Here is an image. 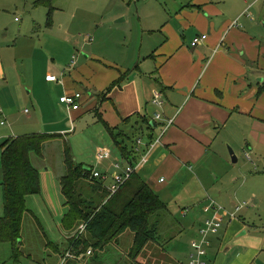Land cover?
Segmentation results:
<instances>
[{"label":"crops","instance_id":"0c3cea01","mask_svg":"<svg viewBox=\"0 0 264 264\" xmlns=\"http://www.w3.org/2000/svg\"><path fill=\"white\" fill-rule=\"evenodd\" d=\"M36 1L33 5L42 6ZM149 1L164 6L162 10L142 14L148 21L147 28L143 24L141 31L126 32L124 37L131 36V39L120 46L124 51L122 58L105 56L106 68L96 64L92 72L86 74H80L75 67L74 75L66 71H61L59 76L48 72L45 82L55 88L61 98L82 92L78 108L66 105V120L65 115L63 123L62 118L55 119V128L49 132L64 135L73 130V126L68 128V122L73 124L92 113L98 121L102 116L115 134H122L118 136L121 141L136 128L135 132L144 131L145 119L150 120L155 129L150 138H144L141 152L154 139L160 137L161 142L149 155L148 162L136 172L167 203L170 215L183 230L190 232L188 245L207 219L203 209L211 200L228 211H236L241 206L237 218L226 221L220 232L211 237L207 262L258 264V259L263 257L264 264V224L262 216L255 212L264 208V195L258 190L264 171L256 167L251 170L252 167L245 168L238 163L236 166L228 149L231 146L241 155L239 162L242 153L248 151L243 150V142H246L251 152H246L251 155L248 162L256 166L258 161L264 165V29L261 28L264 0H142L145 4ZM235 20L239 21L238 25H233ZM203 34L208 35L203 44L192 47V40ZM3 38L0 35V45ZM10 67H5L0 54V115L13 120L12 135L6 138L32 135H20L16 127L18 119L9 112L5 114L11 99L23 107L31 96V92L29 95L25 92L17 70ZM111 67L117 68L116 74ZM96 73L106 74L107 83L97 85L92 78ZM50 75H55L57 80H48ZM120 78L123 79L117 85ZM35 98L34 113L38 114L39 103ZM158 98L163 100L162 106L153 104ZM45 106L48 107L47 102ZM159 111L162 117L155 121L154 115ZM105 127L118 148L114 136ZM5 136L8 133L0 131V138ZM125 144L128 145L126 141ZM102 148L111 150V159H97L96 154ZM98 150L93 156V167L97 170L113 173L115 161L121 160L123 166L130 162L119 148V152L101 146ZM141 152L131 155L132 159L137 156L139 160ZM45 167L40 169L42 195L38 196L42 198L45 186L53 177ZM3 177V165H0V181ZM109 180H103L106 187L114 181L111 179L109 183ZM172 193L175 199L183 201L180 213L186 221L189 219L186 225L174 215L171 203L162 195ZM159 250L168 260L166 248ZM191 252L190 247L189 256ZM171 263L180 264L173 259Z\"/></svg>","mask_w":264,"mask_h":264},{"label":"rangeland","instance_id":"374dc122","mask_svg":"<svg viewBox=\"0 0 264 264\" xmlns=\"http://www.w3.org/2000/svg\"><path fill=\"white\" fill-rule=\"evenodd\" d=\"M33 1L0 0V35L4 37L0 45V54L4 59L5 67L10 69L12 65L17 70L18 79L23 83L27 95L31 92V96L27 97V103L23 107L18 104V101L14 104V100L11 99L7 105L8 111H5V114H13L14 119H18L16 127L20 135L36 132L51 133L49 131L51 128H55L54 124H56L54 120L62 118L61 123H63L64 115L65 120L68 116V112L65 111L66 105L60 101L61 95L45 82L48 72L51 71L59 76L61 71H66L68 74L71 72L74 75L75 68L76 71H80V74L91 73L96 64H101L102 68H106L105 56L108 59L116 60L124 56V51L120 46L123 45V41L126 43L131 39V36L124 37L126 32L141 31L143 24L147 28L148 21L144 17L142 18V14L144 16L146 11L151 13L162 10L164 6V4L154 1L145 4L142 0H52V22L49 23L47 16L49 7L35 6ZM120 19L126 20L119 22ZM261 28L264 29V23L261 24ZM15 42H18L17 46L14 45ZM96 58L102 60H95ZM110 70L114 74L118 71L115 67H111ZM96 72L99 71L96 70ZM97 73L92 75L97 85L107 83L106 74ZM32 87L34 88L33 92L31 91ZM83 88L84 86H82ZM83 93L87 92L83 90ZM35 97L39 103L38 114L34 113ZM45 102L48 107L45 106ZM32 116L33 120H30ZM2 120L5 122L4 124H1ZM75 121L73 124L67 123L68 128L73 126V130H68L64 135L71 144L73 154L78 162L85 161L93 166L95 164L93 156L96 154L98 146L109 147L119 152L106 127L96 119L94 114L89 113ZM12 122L11 118L6 119L0 115V131L8 133V136L0 138L1 167L3 165L1 142L12 135L10 129ZM15 128L13 127V129ZM136 129L130 132L127 137L124 136L128 146H132L138 137L143 140L150 138L146 129L135 132ZM229 148L234 150L231 146H228ZM243 150L245 152L237 162L238 165H243L245 168L252 167L251 170L256 167L264 171L262 162L257 161L256 166L248 162L246 156L250 148L246 142H243ZM237 154L241 156L239 153ZM45 156L47 161L43 165H47L52 173V181L50 182L49 179L50 184L45 186L44 198L33 197L30 199L29 205L42 220L49 236L53 240L59 241L62 239L61 218L66 211L59 180V175L64 172L60 140L53 139L49 142ZM33 157L36 155L33 154ZM3 180L0 181V217L5 214ZM263 180L258 189L262 195H264ZM109 183H111V179ZM162 195L165 201L171 203L174 215L186 225L185 222L189 219L186 221L180 213L183 201L180 198L175 199L176 195L173 193ZM255 212L262 216L261 223L264 224V208L260 207ZM29 221V223L28 221L25 223L23 232L25 237L22 251L24 253H21L17 258L11 243H0V264L59 263L57 256L46 259L43 236H41L37 225L31 220ZM165 237H169L168 242L164 244L167 254L170 256L168 260L163 256L159 247L151 245L141 256L143 262L173 264L171 263L173 259L176 263L188 264L190 232L177 226ZM124 238L126 240L127 235ZM130 238L132 237L130 236ZM262 259H258V264H262Z\"/></svg>","mask_w":264,"mask_h":264},{"label":"trees","instance_id":"16d2710c","mask_svg":"<svg viewBox=\"0 0 264 264\" xmlns=\"http://www.w3.org/2000/svg\"><path fill=\"white\" fill-rule=\"evenodd\" d=\"M51 2L36 1L37 5L49 6V23L53 13ZM100 121L114 136L122 156L130 163H136L138 157L133 160L131 155L137 153V141L134 140V146L126 145L124 139L118 140L122 134H115L102 116ZM145 124L151 137L155 125L147 119ZM53 139L60 140L62 145L64 167L59 180L66 211L61 218L62 239L59 241L49 236L42 220L29 205L31 198L42 193L40 169L47 161L46 149ZM1 144L5 214L0 217V243H11L17 258L24 253L23 232L29 220L37 225L43 236L46 259L57 256L58 264H149L141 259L148 247H164L169 240L165 236L181 226L170 215L167 203L138 173L111 195L101 178L92 177L94 167L78 162L71 144L61 133L36 132L5 138ZM33 154L36 157L32 158ZM70 250L72 256L63 262ZM90 250L91 254L88 253Z\"/></svg>","mask_w":264,"mask_h":264},{"label":"built area","instance_id":"2783aa9c","mask_svg":"<svg viewBox=\"0 0 264 264\" xmlns=\"http://www.w3.org/2000/svg\"><path fill=\"white\" fill-rule=\"evenodd\" d=\"M239 21L235 20L233 22V25H238ZM208 38L207 34H203L201 36H196L192 42V47H198L203 44V42ZM49 80L55 81L57 80V77L55 75H50ZM82 97V92H76L71 94H66L61 98V102L67 105L71 109L78 108V102ZM153 104L156 106H162L163 100L160 98L154 99ZM1 113V112H0ZM162 113L159 111L155 113L154 120L158 121L161 119ZM172 122V121H171ZM5 122L2 121V124ZM165 131L162 132V134ZM161 138H156L152 143L147 144V148L144 149L143 152H141V148L143 143L145 142L141 137H138L136 139V150L141 152V157L139 158L136 163H127V165H122V161H115L112 165L113 167V173L111 172H103L101 170H97L96 168L92 169V177L96 179H103L104 181L109 180L110 178L114 180L110 185H108L107 188H109L111 195H114L115 192H117L122 185H124L130 178L133 176V174L137 173L136 171L145 165V163L148 162L150 158V154L154 151V149L159 145L161 142ZM112 152L110 149L102 148L98 150L96 157L99 161L111 159ZM247 158L251 160V157L249 154H247ZM241 208V206H238L236 211H228L223 205L218 203L215 200H211L210 203H208L203 211L207 216V219L204 221L203 225L198 230V235L193 238V240L190 242V247L192 248V252L189 256V264H208L207 262V256L209 251V245H211V237L213 235H216L220 232V229L222 228L223 224L226 221H233L237 218V212ZM188 210H186L187 212ZM85 227H82V230H84ZM89 254L92 253V250L88 252ZM72 256V252H70L66 255L63 262ZM62 262V263H63Z\"/></svg>","mask_w":264,"mask_h":264},{"label":"water","instance_id":"95a60500","mask_svg":"<svg viewBox=\"0 0 264 264\" xmlns=\"http://www.w3.org/2000/svg\"><path fill=\"white\" fill-rule=\"evenodd\" d=\"M152 124L154 125L153 122H152ZM229 154H231V156H232V161H233L234 163H237L238 158H239L238 154H236L235 151L232 150L231 148H229Z\"/></svg>","mask_w":264,"mask_h":264}]
</instances>
